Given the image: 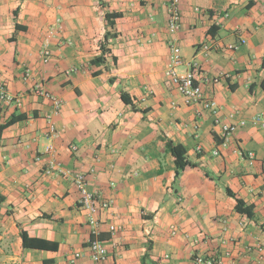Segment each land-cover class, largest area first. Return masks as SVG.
Returning a JSON list of instances; mask_svg holds the SVG:
<instances>
[{"label": "crops", "instance_id": "crops-1", "mask_svg": "<svg viewBox=\"0 0 264 264\" xmlns=\"http://www.w3.org/2000/svg\"><path fill=\"white\" fill-rule=\"evenodd\" d=\"M169 2L0 0V82L21 99L20 106L0 101V124L12 114L28 117L0 139V264H68L76 252V264H92L93 232L107 250L105 264H142L145 254L143 264H193L197 255L264 264V132L251 123L264 114V0H179L175 34L167 32ZM106 13L117 16L112 26ZM56 20L62 29L44 64L39 52ZM106 32L112 37L104 41ZM101 44L104 63L92 65ZM171 44L197 64L196 82L217 104L219 120L245 122L225 146L212 114L185 103L165 78ZM35 82L62 101L55 137L46 135L51 104L33 93ZM167 140L196 166L175 177ZM48 145L66 176L44 174ZM91 168L87 190L113 202L95 230L72 180ZM236 198L253 218L235 210ZM109 224L117 230L109 232ZM22 231L57 250L23 248Z\"/></svg>", "mask_w": 264, "mask_h": 264}, {"label": "built area", "instance_id": "built-area-1", "mask_svg": "<svg viewBox=\"0 0 264 264\" xmlns=\"http://www.w3.org/2000/svg\"><path fill=\"white\" fill-rule=\"evenodd\" d=\"M181 27V14L179 10V0H170L167 8V32L169 34H175ZM62 27L59 20L55 21V25L51 27L47 35L44 37L42 48L39 52L41 61L46 64L51 58V52L49 49V41L60 34ZM60 44L63 42L59 41ZM244 40L241 39L239 44H234L230 49L235 50L240 44H243ZM70 44V41H67ZM201 50L208 52L209 47L207 45L201 46ZM185 66L187 69L179 71V68ZM197 68L196 63L185 62L182 59L180 48L171 44L169 47V55L167 65L164 71L165 78L175 87L178 93L184 98L187 104H201L202 107L209 111L214 117V124L219 125L222 131L220 146H225L228 138L237 129L238 126H244L245 122H240L238 125L233 123L221 122L218 117V106L210 99H205L201 86L196 82L195 69ZM31 75L28 71L25 73V77L29 78ZM211 83H218L219 78H212L209 80ZM33 93L38 97H43L49 100L51 104V110L45 115L46 120V135L48 137H55L58 134V129L54 123V118L58 116L62 101L57 96L48 92L42 82H35L32 87ZM16 100L18 106L21 105V99L18 97H11L5 90L4 85L0 82V101L10 102ZM251 123L258 127L264 132V114L255 115ZM75 149V148H73ZM45 154L48 155V161L44 174L47 176H53L55 174L67 175L66 171H63L55 161L53 148L48 145L44 149ZM217 155V151L214 152ZM248 158L253 159V154L249 153ZM95 173L94 168H91L88 174H75L73 175V183L80 193L78 205L81 209L86 211L88 216V224L92 226L93 230L101 223L99 214L101 211H106L112 206V200L99 201V197L87 190V175H93ZM109 232H115L116 226L108 225ZM177 232L175 227H171V234L175 235ZM87 250L89 252V258L92 264H105L107 260V250L103 243L98 239L97 233L93 232L92 238L87 243ZM81 254L76 252L72 254L68 260V264H76ZM214 257H204L201 255L195 256L193 264H218Z\"/></svg>", "mask_w": 264, "mask_h": 264}, {"label": "trees", "instance_id": "trees-1", "mask_svg": "<svg viewBox=\"0 0 264 264\" xmlns=\"http://www.w3.org/2000/svg\"><path fill=\"white\" fill-rule=\"evenodd\" d=\"M116 17L117 16L115 14L106 13L105 19L107 21V25L112 26L113 25L112 19ZM16 29L20 30L23 28L16 25ZM110 37L112 36L109 34V32H106L103 39L104 41H107ZM100 50H101V54L91 60L90 63L92 65H100L104 63V55L108 53V50L105 48L103 44L100 45ZM113 62H115V58H113ZM263 65H264V57H263ZM99 74L100 72L92 73V75L94 76L99 75ZM120 98L125 104H129L133 107L132 100L130 99L128 95L122 92L120 94ZM27 118H28L27 115L23 113L12 114L6 121L0 124V139L2 137L3 132L7 128H9L10 126L14 125L17 122L24 121ZM164 148H165V151L173 157V161L175 165V177H178L180 172L183 171L185 168L196 166L195 164L188 161L186 157V149L182 145L174 144L171 141L167 140L164 144ZM227 194L231 197H235L234 194H232L229 190H227ZM235 200H236L235 210L240 214L246 215L248 218H253L252 208H250L249 206H246L244 202L238 198H236ZM3 201L4 199L0 197V204ZM20 238H21V243H22L23 248L56 251L58 247L57 243L30 237L25 231H22L20 233ZM146 257H147V254H145L144 257L142 258V264Z\"/></svg>", "mask_w": 264, "mask_h": 264}]
</instances>
